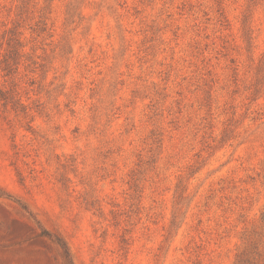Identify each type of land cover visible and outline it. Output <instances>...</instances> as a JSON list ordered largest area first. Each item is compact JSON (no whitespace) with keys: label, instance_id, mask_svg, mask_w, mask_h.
Instances as JSON below:
<instances>
[{"label":"rangeland","instance_id":"obj_1","mask_svg":"<svg viewBox=\"0 0 264 264\" xmlns=\"http://www.w3.org/2000/svg\"><path fill=\"white\" fill-rule=\"evenodd\" d=\"M47 233L264 264V0H0V264H65Z\"/></svg>","mask_w":264,"mask_h":264},{"label":"trees","instance_id":"obj_2","mask_svg":"<svg viewBox=\"0 0 264 264\" xmlns=\"http://www.w3.org/2000/svg\"><path fill=\"white\" fill-rule=\"evenodd\" d=\"M247 17H248V14H245V17L242 21V30H243V36H245L248 39L251 29H250V26L248 24ZM256 83L258 84V82H256ZM178 214H179V209L178 208L174 209L173 219L171 221V225L175 223V220L178 217ZM47 236L51 237L55 242H57L59 244L60 248L62 249L63 256L65 258V264H73V262L71 260L70 253H69V249H68L65 241H63V239H61L57 235H54V237H53V235H50L49 233H47Z\"/></svg>","mask_w":264,"mask_h":264}]
</instances>
